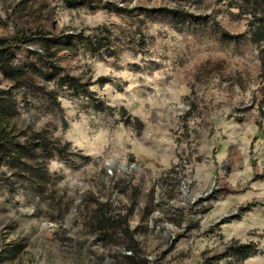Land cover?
Instances as JSON below:
<instances>
[{"label": "rangeland", "instance_id": "1", "mask_svg": "<svg viewBox=\"0 0 264 264\" xmlns=\"http://www.w3.org/2000/svg\"><path fill=\"white\" fill-rule=\"evenodd\" d=\"M68 1L0 0V264H264V4Z\"/></svg>", "mask_w": 264, "mask_h": 264}, {"label": "trees", "instance_id": "2", "mask_svg": "<svg viewBox=\"0 0 264 264\" xmlns=\"http://www.w3.org/2000/svg\"><path fill=\"white\" fill-rule=\"evenodd\" d=\"M68 2L70 4L82 3V1H71V0H69ZM255 2L257 4H260V3L264 4V0H255ZM255 16H257V15L255 14ZM257 30L261 34V35H259L257 40H264V21L258 24ZM224 34L226 36H229V37H236V35H233V34H230L227 32H224ZM24 40H26V39H24ZM0 46H2V47L5 46V48L10 47V44L8 43V39L1 37V35H0ZM2 49H4V48H2ZM12 74H14V76H16L18 74V71H14ZM70 84L74 88L75 92H78L79 87H78V84L76 83L75 77H71V83ZM259 124H260V122H259ZM55 149H57L60 152L64 151V149L59 147V146H56ZM228 248H229V250H231L235 254H241L244 258L250 256L252 253L257 251L256 245L253 243L252 244L251 243H243V244H239V245L237 243H233V244L229 245Z\"/></svg>", "mask_w": 264, "mask_h": 264}]
</instances>
